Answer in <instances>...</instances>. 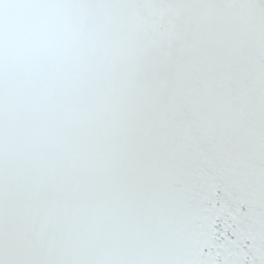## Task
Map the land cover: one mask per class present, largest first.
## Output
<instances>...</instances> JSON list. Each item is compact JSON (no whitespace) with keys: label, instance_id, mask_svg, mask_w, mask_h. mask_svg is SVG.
Wrapping results in <instances>:
<instances>
[{"label":"snow or ice","instance_id":"obj_1","mask_svg":"<svg viewBox=\"0 0 264 264\" xmlns=\"http://www.w3.org/2000/svg\"><path fill=\"white\" fill-rule=\"evenodd\" d=\"M0 264H264V0H0Z\"/></svg>","mask_w":264,"mask_h":264}]
</instances>
